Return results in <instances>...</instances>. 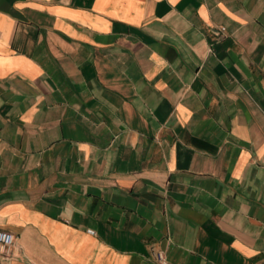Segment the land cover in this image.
Here are the masks:
<instances>
[{"label":"crops","instance_id":"1","mask_svg":"<svg viewBox=\"0 0 264 264\" xmlns=\"http://www.w3.org/2000/svg\"><path fill=\"white\" fill-rule=\"evenodd\" d=\"M0 230V264H264V0H0Z\"/></svg>","mask_w":264,"mask_h":264},{"label":"built area","instance_id":"2","mask_svg":"<svg viewBox=\"0 0 264 264\" xmlns=\"http://www.w3.org/2000/svg\"><path fill=\"white\" fill-rule=\"evenodd\" d=\"M90 233H94L93 230H88ZM14 237L12 233L0 230V255L8 257L10 253V248L13 245ZM155 262L157 264H169L165 256L161 252L154 254Z\"/></svg>","mask_w":264,"mask_h":264}]
</instances>
